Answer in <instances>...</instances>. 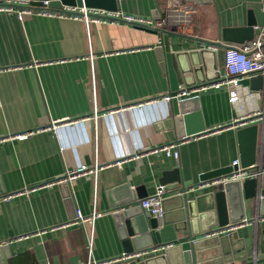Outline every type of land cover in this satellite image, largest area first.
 Returning a JSON list of instances; mask_svg holds the SVG:
<instances>
[{"label":"crops","instance_id":"crops-1","mask_svg":"<svg viewBox=\"0 0 264 264\" xmlns=\"http://www.w3.org/2000/svg\"><path fill=\"white\" fill-rule=\"evenodd\" d=\"M119 4L118 11L106 10L101 21L88 23L69 14L19 17L0 9V138L33 130L26 138L0 142V187L2 195L12 194L0 200V237L10 246L8 264H87L90 257L100 262L119 256L125 251L108 211V189L125 182L134 189L157 188L162 173L174 167L186 180L198 182L201 174L240 158L237 130L242 125L229 124L242 113L264 109V81L253 87L251 77L244 78L243 85L257 93L236 105L226 87L202 89L196 93L201 119L211 131L180 140L178 158L161 149L177 142L173 130L156 125L170 113V101L163 98L171 91L170 79L157 51L162 35L125 16L162 17L165 0ZM215 4L199 5L200 26L187 34L191 37L172 36L170 42L173 52L205 50L206 64H216L221 76L226 48L201 39H218L219 19L223 26H243L250 15L257 21L255 39L264 29V0ZM252 123L259 125L256 164L262 165L264 120ZM96 161L95 175L58 182L67 170L92 168ZM220 188L221 183L206 184L188 193L194 197ZM77 209L85 215L98 212L93 229L70 222ZM246 219L231 232L245 239L241 254L250 261L264 253V216L247 206ZM207 223L201 238L218 229Z\"/></svg>","mask_w":264,"mask_h":264},{"label":"water","instance_id":"water-1","mask_svg":"<svg viewBox=\"0 0 264 264\" xmlns=\"http://www.w3.org/2000/svg\"><path fill=\"white\" fill-rule=\"evenodd\" d=\"M31 5H42L43 0H28ZM196 5L211 4L215 0H182ZM7 4L0 0V5ZM64 5L101 8L116 12L120 8L119 0H49V7L62 9ZM159 6V5H158ZM160 7V6H159ZM157 17L160 15L157 14ZM136 26L161 33L162 41L157 47L159 56L165 60L171 91L182 86L196 85L220 77L216 64L208 66L205 50L190 52H173L170 37H191L176 32L174 29L152 28L137 22ZM256 18L250 15L248 23L243 26H223L218 21V39H201L202 42L221 48L233 44H243L255 37ZM208 71H213L211 74ZM187 74H191L188 78ZM251 85L258 87L264 81L263 75L251 77ZM183 83V84H182ZM180 85V86H179ZM157 127L161 130H173L177 142L192 135L207 131L201 119L200 97L196 94L184 98H172L170 113L160 120ZM258 123L240 126L237 130L240 147V166L256 164L258 145ZM239 165L215 168L199 176V181L186 180L180 167L165 170L160 177L165 197L162 200L164 216L160 222L150 216L141 206L142 199L156 191V187L138 186L132 188L129 182L111 187L107 191L108 211L122 238L125 252L148 248L154 244H172L162 254L144 260H129L119 264H257L264 259V253L258 254L250 261L244 255L245 239L238 237V232L201 238L207 226L218 225L222 228L228 224L246 221V207L253 206L260 216H264V175L258 178L228 179L221 183L219 190H211L190 197L189 189L205 184H216ZM215 182V183H214ZM157 186V187H159ZM5 190L0 187V196ZM168 194V196H166ZM175 203V206L171 205ZM248 204V205H247ZM11 256L10 246L0 237V264H8Z\"/></svg>","mask_w":264,"mask_h":264},{"label":"built area","instance_id":"built-area-1","mask_svg":"<svg viewBox=\"0 0 264 264\" xmlns=\"http://www.w3.org/2000/svg\"><path fill=\"white\" fill-rule=\"evenodd\" d=\"M7 4L0 5V9L14 10L19 17H22L25 13L37 12L44 15H57L63 16L69 14L75 18H82L88 22H99L102 20V15L106 14L105 9L91 8L85 6H72L64 5L62 9H53L49 7V0H43L42 5H31L28 0H5ZM21 5V7H20ZM164 14L159 18H137L134 16H125L130 22H137L139 24L146 25L152 28H167L174 29L181 34H193L194 30L200 26L201 10L199 4L186 3L182 0H165ZM80 11V12H79ZM110 12V11H109ZM119 15V13H117ZM264 29L261 33L253 39L251 42H247L242 45H233L225 49V74L221 75L218 79L206 81L201 85L182 86L179 90L169 92L163 96L168 101L172 98H184L193 96L202 89L208 87H226L229 91V99L233 104L243 98V96L255 97L256 93L250 90L249 87L243 85L242 80L246 77H252L257 75H264ZM99 114L97 110L94 112V118L97 120ZM262 119L264 120V109L254 108L251 111L242 113L238 116L233 123L229 125H247L252 122ZM228 125V126H229ZM32 131L22 132L9 137H1L0 142L5 141L7 138H26ZM179 142H173L165 144L161 149L165 150L168 154H173L178 158L179 156ZM231 165L240 166V158L235 159ZM99 163L96 161L94 167L88 168L87 166H79L77 168L67 170L63 176L58 178V182H71L78 176L87 173L98 172ZM264 175V163L262 165L253 164L247 167H239L237 170H233L226 177L219 179L216 183H222L228 179H240L245 180L247 178H258ZM46 184H52V182H46ZM206 185V184H205ZM203 185V186H205ZM12 194L1 195L0 200L11 198ZM165 197V191L163 186L157 187L156 191L149 194L146 198L142 199L141 206L146 212L157 218L160 222L164 216V209L162 206V200ZM98 216L96 210L91 215H85L80 209H77L75 217L70 221L73 224H87L93 229L95 219ZM245 222V221H244ZM242 222V223H244ZM239 223V224H242ZM238 224H228L222 228L208 233V235L215 234H228L236 228ZM93 241V231L89 238V246L91 247ZM172 244L165 245H152L148 248L134 250L132 252H123L119 256H115L109 259L96 261L90 257L87 264H119L132 259L142 260L148 258L151 255L165 251Z\"/></svg>","mask_w":264,"mask_h":264}]
</instances>
